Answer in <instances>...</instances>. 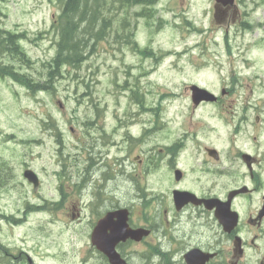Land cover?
I'll list each match as a JSON object with an SVG mask.
<instances>
[{"label": "rangeland", "instance_id": "374dc122", "mask_svg": "<svg viewBox=\"0 0 264 264\" xmlns=\"http://www.w3.org/2000/svg\"><path fill=\"white\" fill-rule=\"evenodd\" d=\"M255 7L248 20L241 19L252 30L243 32L236 19L228 22L225 33L212 19L210 0H159L155 16L149 19L157 27L148 28L145 19L128 16V31L138 45L150 42L154 53L165 54L163 59L140 57L129 46L110 37L98 44L79 70H68L61 78H55L49 91L31 94L0 77V213L15 219L24 217L20 223L10 218L0 219V246L7 248L10 255L20 257L16 264L28 261L31 264H100L101 259L90 250L89 234L95 206L105 208L107 196L99 197L92 209L79 216L76 203L63 209L42 199L57 201V190L63 183L69 190L68 181L55 176V169L65 163L76 182L78 172L85 165L84 158L89 154L86 151L84 155V149L101 148L99 138L106 141L104 133L112 121L118 131L123 126V122L118 125V118L129 121L132 114L138 121L148 122L145 126L149 127L158 115L165 123L159 130L160 139L163 133L169 132L172 122L170 134L174 140L183 133L190 136L196 132L199 143L188 142L191 153L204 145L219 146V141L225 149L227 130L224 126L222 131L218 129L222 119L210 116L214 111L208 105L193 110L187 87L196 84L212 93L225 90L228 94L222 96L223 103L238 94L245 98L253 90L246 100L254 107L252 117L259 116L260 123L248 121L245 127L249 128L251 137L264 138L263 0ZM58 13L56 0H0V30L22 34L19 45L32 62L28 67L16 66L17 72L26 74L34 82L46 79V64L55 53L52 23ZM157 17L163 21L159 23ZM195 27L199 31L194 32ZM246 61L252 67H247ZM0 64L7 65L8 58L0 55ZM252 74L260 77L258 85ZM236 86L232 93L227 90ZM136 87L141 102L129 98L131 89ZM165 93L177 96L161 100L160 95L165 97ZM158 103L162 106L156 108ZM51 127L54 133L45 137L42 133H48ZM139 127V124L133 126V133L139 132ZM217 135H221V140ZM125 138L124 133L118 136L122 151L114 158L110 157L109 149H100L105 156L94 149L95 164L88 162L90 170L104 163L116 166V160L127 157L130 143ZM237 141L239 144L240 140ZM141 153L139 148L130 153V165L136 166L133 158ZM259 154L263 159L264 151ZM24 165L39 178L40 185L35 192L22 177ZM110 188L119 194L125 190L118 181L111 182ZM113 199H121V195ZM31 203L45 204L46 209L31 213L28 208ZM126 250L131 254L132 264H140L137 255L144 248L133 245ZM88 260L91 263H86Z\"/></svg>", "mask_w": 264, "mask_h": 264}, {"label": "flooded vegetation", "instance_id": "af4514ba", "mask_svg": "<svg viewBox=\"0 0 264 264\" xmlns=\"http://www.w3.org/2000/svg\"><path fill=\"white\" fill-rule=\"evenodd\" d=\"M248 1L250 5L253 3ZM229 16L233 19L238 16L236 4L227 11L226 20ZM248 143L251 145L240 140L239 146L228 143L224 149L220 141L215 152L209 148L194 149L191 155H181L179 159L170 147L163 159L160 160L158 150L150 157V182L154 186L161 181L173 185L177 182L174 171L179 168L184 177L178 183L189 177L198 192L178 188L195 193L201 200L197 205L188 203L177 209L172 206L171 196H159L155 189H148L149 180L144 185L136 183L125 170L106 165L93 171L89 164L84 166L77 174L81 182L76 190L83 189L95 201L107 196V204L112 200L117 205L111 209L128 210L127 223L131 228L148 231L139 241L115 244L123 264H132L126 248L133 245L144 248L143 252H137L140 264H264V157L260 159L259 154L264 151V138H254ZM160 162L165 165L163 171ZM113 181L124 185L122 194L110 188ZM119 195L121 199H113ZM95 208L99 210L95 220L107 213L106 208ZM100 264L111 262L103 256Z\"/></svg>", "mask_w": 264, "mask_h": 264}, {"label": "trees", "instance_id": "16d2710c", "mask_svg": "<svg viewBox=\"0 0 264 264\" xmlns=\"http://www.w3.org/2000/svg\"><path fill=\"white\" fill-rule=\"evenodd\" d=\"M151 1L56 0L59 14L52 24L57 35L56 51L46 64V79L34 82L26 74L17 72L16 66L28 67L32 62L17 44L21 36L11 32H0V54L8 58L7 65L0 64V77L24 87L31 94L49 91L55 78L68 70H79L98 44L110 37L115 41L124 40L120 33L127 24L120 14L126 15L137 5L143 6L144 12L140 14H145Z\"/></svg>", "mask_w": 264, "mask_h": 264}, {"label": "water", "instance_id": "95a60500", "mask_svg": "<svg viewBox=\"0 0 264 264\" xmlns=\"http://www.w3.org/2000/svg\"><path fill=\"white\" fill-rule=\"evenodd\" d=\"M221 1L222 3H231L232 0H216ZM192 90V98L193 100L198 103L201 100H214V98L208 94L206 91L199 89L197 87H191ZM25 177L29 180L35 183V177L31 172H25ZM184 193H180L179 196H184ZM178 199V198H177ZM183 199V198H179ZM123 214V215H122ZM116 219L115 221L113 219ZM127 217L126 214L123 212H115L112 214H108L106 216V220L99 221L93 236H92V242L97 246L101 252L106 253L111 261L112 264H123L122 261H120L118 255L114 253L113 247L118 241H124L125 239L131 237L132 239L138 240V238L141 235V232L139 230H131L128 229V226L126 224ZM109 223L111 224L110 233L103 235V231L109 226Z\"/></svg>", "mask_w": 264, "mask_h": 264}]
</instances>
